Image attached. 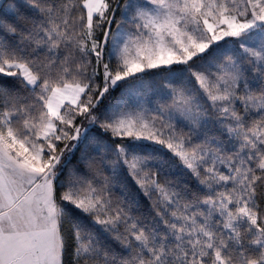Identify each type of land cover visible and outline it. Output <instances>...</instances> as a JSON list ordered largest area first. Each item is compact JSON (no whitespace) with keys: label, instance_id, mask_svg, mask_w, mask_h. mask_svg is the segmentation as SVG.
<instances>
[{"label":"snow or ice","instance_id":"obj_1","mask_svg":"<svg viewBox=\"0 0 264 264\" xmlns=\"http://www.w3.org/2000/svg\"><path fill=\"white\" fill-rule=\"evenodd\" d=\"M66 256L264 264V0L0 3V264Z\"/></svg>","mask_w":264,"mask_h":264},{"label":"rangeland","instance_id":"obj_2","mask_svg":"<svg viewBox=\"0 0 264 264\" xmlns=\"http://www.w3.org/2000/svg\"><path fill=\"white\" fill-rule=\"evenodd\" d=\"M0 3L4 4V0H0ZM9 3H6L4 5H8ZM115 28V26H114ZM223 44V50L225 51L226 57L233 54V49H238L239 44L234 43L231 39L228 40L227 43L221 42ZM168 76V73L166 71L156 70L154 74L150 76H145L144 78V84H143V90L141 91L140 99L141 102L147 105V101L149 99L152 100V103L155 104L157 102L158 97L154 94L159 92L166 83V78ZM119 93V90H118Z\"/></svg>","mask_w":264,"mask_h":264},{"label":"trees","instance_id":"obj_3","mask_svg":"<svg viewBox=\"0 0 264 264\" xmlns=\"http://www.w3.org/2000/svg\"><path fill=\"white\" fill-rule=\"evenodd\" d=\"M16 2H17L18 4H21V3H23V0H16ZM6 3H9V4H10V3H11V0H4V4H6ZM114 26H115V25H113V28H114ZM225 54H228V53H225ZM224 58H226V55H225ZM117 94H118V90H117V93L114 94V95H117ZM106 103H107V102H106ZM79 155H80V153L77 152V153H76V157L73 158V163H75V160H76L77 157H79ZM143 207H144L145 211H148V210H149V205L147 204V202H145V204L143 205ZM67 260H68V257L66 256V257H65L66 264H67Z\"/></svg>","mask_w":264,"mask_h":264}]
</instances>
